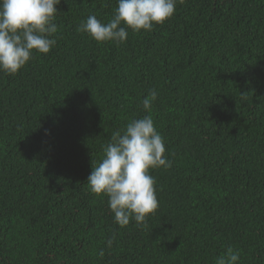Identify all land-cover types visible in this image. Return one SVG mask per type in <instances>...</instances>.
Here are the masks:
<instances>
[{
  "label": "trees",
  "instance_id": "trees-1",
  "mask_svg": "<svg viewBox=\"0 0 264 264\" xmlns=\"http://www.w3.org/2000/svg\"><path fill=\"white\" fill-rule=\"evenodd\" d=\"M56 7L55 47L0 71V264H215L229 245L264 264V0H178L124 43L77 31L117 0ZM149 114L172 167L149 169L158 209L120 227L87 178Z\"/></svg>",
  "mask_w": 264,
  "mask_h": 264
},
{
  "label": "clouds",
  "instance_id": "clouds-1",
  "mask_svg": "<svg viewBox=\"0 0 264 264\" xmlns=\"http://www.w3.org/2000/svg\"><path fill=\"white\" fill-rule=\"evenodd\" d=\"M61 0H0V71L16 74L32 58L34 50L48 54L57 44ZM178 0H117L112 18L104 23L95 14L81 21L77 31L87 33L97 42L124 43L127 28L134 32L150 31L162 24L176 10ZM183 3V0H179ZM124 25V26H122ZM158 98L155 89L142 99L143 109L151 112ZM164 138L157 131L152 116L131 119L123 129L114 131L102 145L101 157L92 163L87 178L89 190L108 197L114 221L125 227L130 222L142 226L159 207L155 178L149 169L172 167L165 155ZM109 239L108 245L111 246ZM103 255V250H101ZM241 250L229 245L216 257L215 264H240Z\"/></svg>",
  "mask_w": 264,
  "mask_h": 264
}]
</instances>
